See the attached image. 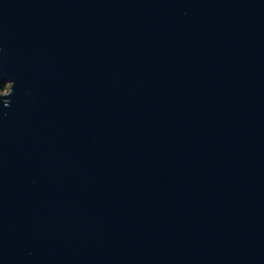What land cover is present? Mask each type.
<instances>
[{
	"label": "water",
	"instance_id": "obj_1",
	"mask_svg": "<svg viewBox=\"0 0 264 264\" xmlns=\"http://www.w3.org/2000/svg\"><path fill=\"white\" fill-rule=\"evenodd\" d=\"M0 264H264V0H0Z\"/></svg>",
	"mask_w": 264,
	"mask_h": 264
},
{
	"label": "trees",
	"instance_id": "obj_2",
	"mask_svg": "<svg viewBox=\"0 0 264 264\" xmlns=\"http://www.w3.org/2000/svg\"><path fill=\"white\" fill-rule=\"evenodd\" d=\"M8 87V83L6 82H0V93L4 92Z\"/></svg>",
	"mask_w": 264,
	"mask_h": 264
}]
</instances>
